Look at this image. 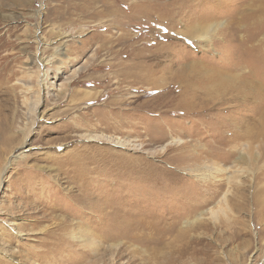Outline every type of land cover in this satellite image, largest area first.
<instances>
[{
	"label": "rangeland",
	"instance_id": "1",
	"mask_svg": "<svg viewBox=\"0 0 264 264\" xmlns=\"http://www.w3.org/2000/svg\"><path fill=\"white\" fill-rule=\"evenodd\" d=\"M0 264H264V0H0Z\"/></svg>",
	"mask_w": 264,
	"mask_h": 264
},
{
	"label": "bare ground",
	"instance_id": "2",
	"mask_svg": "<svg viewBox=\"0 0 264 264\" xmlns=\"http://www.w3.org/2000/svg\"><path fill=\"white\" fill-rule=\"evenodd\" d=\"M216 27H218L217 24L216 25L215 24H210V25H207V26L198 25L197 27H192L191 26V30H192V33H193V36H191V37L200 38V39H203L206 42V41H208L210 39V37H211L210 33L212 31H215ZM177 141H179V139ZM117 143H120V145H121L124 142L123 141H118ZM200 165L201 164H199V167H198V169L195 172V173L198 174L197 171H199L200 175H197V176H199L202 180H206V179L212 180L213 179L214 181H219V183H217L216 186H214V189H212L213 193H216L222 187V185H221L222 182L220 183V181H223L226 185H228L227 191H225V193L223 192L224 194H222L223 196H221L222 200L220 199L221 201H219L216 205H214V207L212 206L209 209V212L213 216H215V214L218 213V212H221V213H223L225 215L224 208L225 209L229 208V206L227 205V203H228L227 201H228L229 190H231L230 186L233 183L238 184V186L240 185L239 184L240 183L239 176L243 175L244 171L240 170V169H237L235 167H233L231 169L232 166H229V167H227V166H225V167L218 166V167H216V166H213V165L210 164V165H205V166H201L200 167ZM192 169H194V168H192ZM221 202L224 203L225 207L221 206L223 204V203L221 204ZM203 214H204V212H201L193 220L191 219L192 221H188L187 220L186 222H184V227L188 226V225H192L196 221L200 220L202 218ZM13 222L15 223V221H13ZM18 232H20V234H21V231H18Z\"/></svg>",
	"mask_w": 264,
	"mask_h": 264
}]
</instances>
